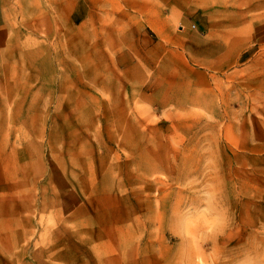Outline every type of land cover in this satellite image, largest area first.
Wrapping results in <instances>:
<instances>
[{"label":"rangeland","instance_id":"rangeland-1","mask_svg":"<svg viewBox=\"0 0 264 264\" xmlns=\"http://www.w3.org/2000/svg\"><path fill=\"white\" fill-rule=\"evenodd\" d=\"M156 1L11 0L0 264H264V0Z\"/></svg>","mask_w":264,"mask_h":264},{"label":"crops","instance_id":"crops-1","mask_svg":"<svg viewBox=\"0 0 264 264\" xmlns=\"http://www.w3.org/2000/svg\"><path fill=\"white\" fill-rule=\"evenodd\" d=\"M148 4H152V6L154 7V13L153 14H156V15H161V13L157 12V1L156 0H146ZM154 4V5H153ZM152 7V9H153ZM11 0H0V33L4 34V35H7V32H12V24L13 23V19H12V15H11ZM151 8V7H150ZM151 13H150V16H151ZM148 22H151V23H157V19L156 17H152V18H149V21ZM139 25V23H138ZM11 35V33H10ZM139 35V34H138ZM171 35H174V34H171ZM176 35H180L183 39V42H179L178 44L176 43L177 46H180L183 50H189L192 48V43L194 42H204L205 39H199V36L200 34H198L197 32H194V31H189V30H186V31H182ZM231 35H246L245 34H242V33H233ZM181 41L182 39L179 38ZM200 40V41H198ZM210 54L211 52L208 51V49H204V52H203V55H202V60L205 61L206 63H210L209 61V57H210ZM213 55L214 54V51H213Z\"/></svg>","mask_w":264,"mask_h":264},{"label":"clouds","instance_id":"clouds-1","mask_svg":"<svg viewBox=\"0 0 264 264\" xmlns=\"http://www.w3.org/2000/svg\"><path fill=\"white\" fill-rule=\"evenodd\" d=\"M240 264H250L248 261H241Z\"/></svg>","mask_w":264,"mask_h":264},{"label":"built area","instance_id":"built-area-1","mask_svg":"<svg viewBox=\"0 0 264 264\" xmlns=\"http://www.w3.org/2000/svg\"><path fill=\"white\" fill-rule=\"evenodd\" d=\"M192 27H194V25H192Z\"/></svg>","mask_w":264,"mask_h":264}]
</instances>
